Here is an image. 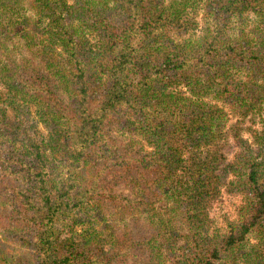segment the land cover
Returning <instances> with one entry per match:
<instances>
[{"label":"trees","instance_id":"16d2710c","mask_svg":"<svg viewBox=\"0 0 264 264\" xmlns=\"http://www.w3.org/2000/svg\"><path fill=\"white\" fill-rule=\"evenodd\" d=\"M0 264H264V0H0Z\"/></svg>","mask_w":264,"mask_h":264},{"label":"rangeland","instance_id":"374dc122","mask_svg":"<svg viewBox=\"0 0 264 264\" xmlns=\"http://www.w3.org/2000/svg\"><path fill=\"white\" fill-rule=\"evenodd\" d=\"M241 199L239 195L224 192L210 210L213 227L219 231L223 230L225 219L235 217V212Z\"/></svg>","mask_w":264,"mask_h":264}]
</instances>
